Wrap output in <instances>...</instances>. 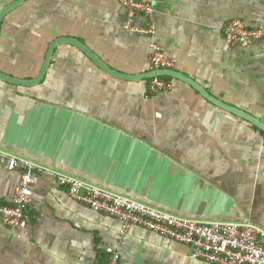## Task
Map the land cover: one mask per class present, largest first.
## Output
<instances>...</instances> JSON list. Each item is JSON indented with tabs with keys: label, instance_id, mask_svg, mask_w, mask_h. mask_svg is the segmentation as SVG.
Segmentation results:
<instances>
[{
	"label": "crops",
	"instance_id": "0c3cea01",
	"mask_svg": "<svg viewBox=\"0 0 264 264\" xmlns=\"http://www.w3.org/2000/svg\"><path fill=\"white\" fill-rule=\"evenodd\" d=\"M153 40L173 70L264 123V41L230 46L222 26H264V0H153ZM117 0H25L0 27V72L31 79L60 37L84 44L126 74L149 71L150 39L129 33ZM139 22V21H138ZM120 79L62 43L33 86L0 80V148L35 165L197 221L251 222L264 232V132L169 77ZM20 180L0 161V201ZM25 230L0 225V264H206L183 244L120 223L70 198L48 175L31 185Z\"/></svg>",
	"mask_w": 264,
	"mask_h": 264
},
{
	"label": "built area",
	"instance_id": "2783aa9c",
	"mask_svg": "<svg viewBox=\"0 0 264 264\" xmlns=\"http://www.w3.org/2000/svg\"><path fill=\"white\" fill-rule=\"evenodd\" d=\"M117 2L127 14L124 30L150 39L147 57L149 71L173 70L176 60L153 40L156 30L152 18L153 0ZM221 31L230 46L246 47L264 41V26H249L239 19L226 22ZM148 80L147 96L168 92L172 87L169 76L154 75ZM0 161L4 162L7 171L20 174L11 200L0 201V225L11 232L27 228V209L34 195L31 185L36 183L38 176L45 174L56 185L65 188L75 202L116 219L120 223L117 245L122 243L131 227H139L186 245L193 260L206 264H264V232L251 222H204L173 215L70 175L39 167L1 148ZM105 253V260L96 261L95 264H119L117 250L106 247Z\"/></svg>",
	"mask_w": 264,
	"mask_h": 264
},
{
	"label": "water",
	"instance_id": "95a60500",
	"mask_svg": "<svg viewBox=\"0 0 264 264\" xmlns=\"http://www.w3.org/2000/svg\"><path fill=\"white\" fill-rule=\"evenodd\" d=\"M25 2V0H0V27L1 24L4 20V18L15 8L19 7ZM62 43H67L76 46L80 51H82L97 67H99L102 71L105 73L112 75L116 78L120 79H142V78H149L154 75H165L169 76L178 80H181L185 82L186 84L190 85L198 94H200L204 99L209 101L211 104L216 105L242 119L245 121L251 123L258 129L264 132V123L260 121L259 119L255 118L249 113H246L242 110H239L235 107H232L230 105H227L221 101H219L217 98L212 96L210 93L205 91L200 85H198L196 82L184 77L183 75H180L178 72L175 70H158V71H148L145 73H141L138 75H126L120 72H117L113 69H111L109 66L105 65L97 56H95L91 50H89L84 44L80 43L79 41L70 38V37H60L55 40H53L47 47L44 60L42 63V66L37 73L36 76H34L31 79H18L9 75H6L2 72H0V80L10 83V84H15V85H21V86H33L36 85L37 83L40 82V80L43 78L48 64L50 60V56L52 54L53 49L62 44Z\"/></svg>",
	"mask_w": 264,
	"mask_h": 264
}]
</instances>
